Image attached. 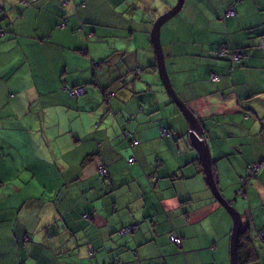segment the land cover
Wrapping results in <instances>:
<instances>
[{
  "label": "crops",
  "instance_id": "0c3cea01",
  "mask_svg": "<svg viewBox=\"0 0 264 264\" xmlns=\"http://www.w3.org/2000/svg\"><path fill=\"white\" fill-rule=\"evenodd\" d=\"M136 1L0 0V62L8 53L14 58L0 68V125H18L16 134L0 131V140L14 136L20 157L19 147L45 133L42 123L52 116L65 131L48 150L62 170L82 167L74 179L63 171L52 181L55 195L37 197L33 175L14 183L0 162V264H230L233 222L213 197L186 142L189 122L154 66L150 30L174 0L160 12L149 0ZM261 38L264 0H184L160 30L169 78L204 128L221 195L241 215L239 264H264ZM220 44L245 57L217 61L211 48ZM214 72L221 78L212 83ZM73 87H84V95L71 97ZM0 151L3 163L1 142ZM256 163L259 174L248 185L243 176ZM104 167L106 179L98 173ZM240 181L246 189L238 197ZM129 224L139 229L119 238Z\"/></svg>",
  "mask_w": 264,
  "mask_h": 264
},
{
  "label": "rangeland",
  "instance_id": "374dc122",
  "mask_svg": "<svg viewBox=\"0 0 264 264\" xmlns=\"http://www.w3.org/2000/svg\"><path fill=\"white\" fill-rule=\"evenodd\" d=\"M144 1L147 2V0H139L136 2L144 3ZM149 1L153 9L155 7H159L158 12H160L161 9H163L164 7L162 5L165 0H149ZM176 2L177 0H174V2H172L171 8L175 6ZM138 5L141 6L140 4ZM144 10H145L144 7L140 8V12H142L143 17L145 19L148 18V15L144 12ZM125 12H126L125 9H120L117 11V13H119L121 17L124 16ZM127 14H129V11L127 12ZM1 38L2 37H0V39ZM229 53L232 60L234 62H237L235 61V57L239 55L238 50L235 51L229 50ZM11 60H14L13 55L11 53H8V58L5 61L0 62V68L4 67ZM52 119L53 117L51 116L46 122L42 123L45 128V133L41 132L36 137H33V135L29 137L28 148H25V146L19 147L23 149V152L22 154H20V157H18V155L14 157V153L17 151V147H18L12 144V142L15 141L16 139L14 138V136L13 139L10 138V140L8 139V141L0 140V142L2 143L3 153L4 155H6L5 160L2 163L3 158H1V151H0V162L1 165L4 164L3 169H1V173L8 175L10 174L9 179L12 180L14 183H16V181L24 182L28 179H31L33 175L34 178L31 179V183L33 182L32 183L33 192L36 193L37 197L38 196L43 197L44 195H45L44 197H46L47 195H51V196L55 195L57 193V190L55 189V186H52V181H58L60 178H62L64 176L63 171H66L67 179L76 178L78 175H80L82 171L81 166L78 167L79 168L78 171H76L75 169L73 170L70 167H68L66 170H62V163L58 159V156L54 153L51 154V150H48L50 142L53 141V143H56V141L60 140L59 136L63 134L65 131V128L59 126L54 127ZM37 124H41V123L37 122ZM6 127L7 125L5 123L0 125V131L2 137H5V135H7L8 133H11L12 135L16 134L18 131V125L16 122H13L8 129H5ZM68 161H69V165L72 166V160L69 158ZM20 162H22L21 165ZM73 163L75 165V162ZM7 165L10 166L11 169L17 171V175H15L14 171L11 172L10 170L6 171ZM19 165H20V172L18 174V170L16 167ZM62 187L70 192L69 185L67 186L62 185ZM223 210L225 209L223 208ZM228 216L231 219L230 215ZM232 227L230 229V232L232 231Z\"/></svg>",
  "mask_w": 264,
  "mask_h": 264
},
{
  "label": "water",
  "instance_id": "95a60500",
  "mask_svg": "<svg viewBox=\"0 0 264 264\" xmlns=\"http://www.w3.org/2000/svg\"><path fill=\"white\" fill-rule=\"evenodd\" d=\"M184 0H177L175 6L158 16L153 22L152 29L150 31V42L155 57V69L157 70L158 79L160 85L168 97V99L174 103L180 110V113L189 122V139L191 145L195 148L199 155V159L204 171L205 180L210 188V191L215 200L226 210V213L230 215L233 227L231 231L230 241V264H239L238 262V242L242 229L241 215L227 202L221 195L218 186L215 182V178L212 170L211 155L208 144L204 138V130L201 126L199 119L190 110L187 104L180 98L175 91V88L169 78L167 67L165 63V56L163 53L160 30L161 27L170 19L179 14L182 9Z\"/></svg>",
  "mask_w": 264,
  "mask_h": 264
},
{
  "label": "trees",
  "instance_id": "16d2710c",
  "mask_svg": "<svg viewBox=\"0 0 264 264\" xmlns=\"http://www.w3.org/2000/svg\"><path fill=\"white\" fill-rule=\"evenodd\" d=\"M36 1V0H35ZM75 3H76V0H73ZM85 1L86 0H82V2H81V4H83V3H85ZM79 2V1H78ZM83 6H84V4H83ZM66 20L65 21H63L59 26L61 27L62 25H66ZM64 26H62V27H64ZM260 38V37H259ZM263 38H261V40H262ZM261 40H260V44L258 45V48H260V45H261ZM261 49V48H260ZM211 51H212V53H213V55H214V58L217 60V61H220V62H225V63H228L229 64V60H230V58H228V54H227V52L229 51V48L228 47H226V45H224V44H220L219 46H216V47H213V48H211ZM238 53L241 55V56H243V58L245 57V53H244V51H242V50H238ZM164 56H165V54H164ZM242 58V59H243ZM214 59V60H215ZM241 59V60H242ZM240 60V61H241ZM166 63V62H165ZM154 66H155V64H154ZM98 68V64L94 67V68ZM156 67V66H155ZM96 68V69H97ZM156 70V69H155ZM140 72V71H139ZM141 73V72H140ZM156 73H157V70H156ZM215 73V74H214ZM214 73H212L211 75H210V81L212 82V83H215L216 81H219L220 80V78H221V75L219 74V73H217V72H214ZM137 76L138 77H140V75H139V73H137ZM214 78H216V80L214 79ZM74 88V87H73ZM71 89V88H70ZM105 91V90H104ZM178 94V93H177ZM179 95V94H178ZM180 96V95H179ZM78 98V97H77ZM181 98V97H180ZM182 99V98H181ZM183 100V99H182ZM184 101V100H183ZM185 102V101H184ZM186 103V102H185ZM176 106V105H175ZM188 106V105H187ZM177 107V106H176ZM178 108V107H177ZM178 110H179V108H178ZM179 112H180V110H179ZM181 114V113H180ZM182 115V114H181ZM201 126H202V124H201ZM203 127V126H202ZM203 130H204V128H203ZM164 131V135H162V132ZM162 132H161V135H162V137H165V136H167L168 135V132L166 131V130H162ZM187 138H188V140L186 141V142H189L190 144H191V142H190V139H189V136H188V134H187ZM204 138H205V136H204ZM206 140V139H205ZM57 143H58V141H56ZM206 142H207V140H206ZM62 143V142H61ZM132 159V160H131ZM129 160H131V162L129 161ZM128 160V163L129 164H134L135 163V158H130ZM251 164H249L247 167V174L245 175V176H243V178H244V180H242V181H246V183L249 185L250 184V182L251 181H254L255 180V178H257V176H258V174H259V171H260V169H258L256 172H253V169H252V167L254 166V165H251ZM261 165V164H260ZM105 171H106V174L105 175H102L100 172H98L99 173V175L101 176V177H103V178H107V176H108V171L106 170V168L104 167L103 168ZM214 178H215V176H214ZM152 180H154V182H155V178H152ZM242 181H240V184H239V187H238V189L236 190V195L239 197V196H242L244 193H245V189L246 188H243V184H242ZM215 182L217 183V178H215ZM137 226V227H136ZM139 228H138V225H136V224H129V225H126V226H124L121 230H119L118 232H117V235H118V237L119 238H123V236L124 235H128V234H132V233H134V232H136L137 230H138ZM174 234H175V232H171L170 233V235H169V238L171 239V238H173V236H174ZM27 241H30V238H28L27 239ZM171 242H172V240H171ZM264 242V241H263ZM239 247L240 248H242V243H240L239 244ZM261 249H263L262 247H261ZM245 253H247L249 256H253V254H254V257H255V259L258 257V254H256L254 251L252 252V251H247V250H245Z\"/></svg>",
  "mask_w": 264,
  "mask_h": 264
},
{
  "label": "built area",
  "instance_id": "2783aa9c",
  "mask_svg": "<svg viewBox=\"0 0 264 264\" xmlns=\"http://www.w3.org/2000/svg\"><path fill=\"white\" fill-rule=\"evenodd\" d=\"M66 3V2H65ZM235 15V12L234 10L232 9H229L226 13V16L227 17H233ZM63 26V25H62ZM0 35H1V30H0ZM260 48L264 51V40H261V45H260ZM243 58V56H241L240 54L237 55L235 57V61L239 62L241 59ZM216 80V78H214ZM69 91V95L72 96V97H79V96H82L84 93H85V90L83 87H76V88H71L68 90ZM162 135H164V131L162 132ZM132 160V159H131ZM131 160H129L131 162ZM260 168L259 165H254L252 167L253 169V172H256L258 169ZM99 172L102 174V175H105L106 174V171L101 168L99 169ZM172 242H174L175 244H177L178 246H180L181 242H180V239L177 238V237H173L171 238Z\"/></svg>",
  "mask_w": 264,
  "mask_h": 264
},
{
  "label": "clouds",
  "instance_id": "9594fccd",
  "mask_svg": "<svg viewBox=\"0 0 264 264\" xmlns=\"http://www.w3.org/2000/svg\"><path fill=\"white\" fill-rule=\"evenodd\" d=\"M66 3H67V1H65ZM64 2V3H65ZM81 6H83V4L81 5ZM234 17V16H233ZM227 54H228V56H230V53H229V51L227 52ZM74 88H76V87H74ZM84 88V87H83ZM84 90H85V88H84ZM84 95V94H83ZM114 94L112 93V94H109L108 96H113ZM72 97V96H71ZM80 97V96H79ZM74 98H76V97H74ZM253 165H259V166H261L260 164H258V163H256V164H253ZM260 169V168H259ZM259 235H261L262 236V238H263V241H264V233L263 232H260L259 233ZM173 244H175L174 242H172ZM177 247H181V244H180V246H178L177 244H175ZM181 249V248H180Z\"/></svg>",
  "mask_w": 264,
  "mask_h": 264
},
{
  "label": "bare ground",
  "instance_id": "6f19581e",
  "mask_svg": "<svg viewBox=\"0 0 264 264\" xmlns=\"http://www.w3.org/2000/svg\"><path fill=\"white\" fill-rule=\"evenodd\" d=\"M7 31H8V30H7ZM94 67H95V66H94ZM94 67H93V68H94ZM96 68H97V67H96ZM188 136H189V135H188ZM136 227H137V226H136ZM12 232H13V231H12ZM26 234H27V233H26ZM37 234H38V233H37ZM37 234H36V235H37ZM63 234H64V233H63ZM34 237H35V236H34ZM25 238H26V237H25ZM32 239H33V238H32ZM34 263H35V262H34Z\"/></svg>",
  "mask_w": 264,
  "mask_h": 264
}]
</instances>
